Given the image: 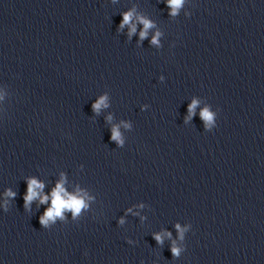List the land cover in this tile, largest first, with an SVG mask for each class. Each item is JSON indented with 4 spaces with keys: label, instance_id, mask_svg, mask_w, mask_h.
Returning a JSON list of instances; mask_svg holds the SVG:
<instances>
[{
    "label": "clouds",
    "instance_id": "clouds-1",
    "mask_svg": "<svg viewBox=\"0 0 264 264\" xmlns=\"http://www.w3.org/2000/svg\"><path fill=\"white\" fill-rule=\"evenodd\" d=\"M185 0H166L167 6L171 9L170 15L176 16L179 13V10L182 8ZM137 23L143 25V29L140 31L139 36L140 39L143 40L148 35V30L154 27L152 21L146 19L143 16H136L134 10H129L128 12L123 13V19L119 25L120 30H122L125 26L129 27L128 35L131 37L136 33V25ZM161 34L157 32L151 43L153 45H159V36ZM199 101L197 99H193L192 102L188 106V117L185 118V123L191 119V117L195 114V109L198 106ZM102 107H107V97H100L93 105V111L99 113ZM200 118L204 122L205 131H211L216 127V114L210 110L208 106L204 107L200 112ZM111 120V116L108 117ZM127 127V125H125ZM112 140L116 141L118 145L123 144V140L121 139V134L118 130L117 126L112 128ZM44 184L38 181L35 178H30L28 180V189L27 194L24 197L25 208L29 209L31 203L34 200H39L41 204H46L51 199L50 206L45 210L44 214L40 217V224L43 227H48L49 223H55V221L59 219H64L65 212H71L73 214V218L79 216L83 209L88 207L86 199H90L87 197V193H81L79 190L75 194L68 193L64 187L63 178L56 184V187L52 190L50 197L48 195L43 194ZM16 193L12 192L10 189L5 192V197H15ZM129 211H131L129 209ZM120 223H123L121 219ZM178 233L180 234V239H183V233L187 230V227L181 228L179 224L175 225ZM169 236L171 237V233L165 232L163 234L157 233L154 235V239L157 243H163V237ZM181 249L175 245V241H173L172 254L175 257L180 255Z\"/></svg>",
    "mask_w": 264,
    "mask_h": 264
}]
</instances>
